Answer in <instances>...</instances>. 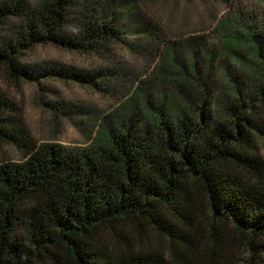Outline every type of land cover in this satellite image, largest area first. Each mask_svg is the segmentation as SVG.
Instances as JSON below:
<instances>
[{
    "label": "trees",
    "instance_id": "trees-1",
    "mask_svg": "<svg viewBox=\"0 0 264 264\" xmlns=\"http://www.w3.org/2000/svg\"><path fill=\"white\" fill-rule=\"evenodd\" d=\"M133 6L0 3V30L20 18L0 38V65L19 78L31 75L20 59L37 44L103 50L125 40L119 18ZM76 13L79 26L67 34ZM241 25L229 33L220 22L228 46L248 49L253 86L234 84L212 101L202 92L172 106L135 105L85 146L24 142L21 160L0 162V264H264V159L255 145L264 146V49ZM184 70L203 77L195 62ZM1 121L0 139L16 144Z\"/></svg>",
    "mask_w": 264,
    "mask_h": 264
},
{
    "label": "rangeland",
    "instance_id": "rangeland-1",
    "mask_svg": "<svg viewBox=\"0 0 264 264\" xmlns=\"http://www.w3.org/2000/svg\"><path fill=\"white\" fill-rule=\"evenodd\" d=\"M13 1L25 6L37 0L0 3ZM130 1L134 6L119 18L123 41L94 52L37 44L20 59L31 75L19 78L0 65V99L6 103L1 124L17 139L15 144L1 137L0 162L21 160L24 142L85 146L99 127L121 122L135 105V112L144 104L172 106L202 92L212 101L214 95L228 96L234 84L253 86L256 72L248 49L228 46L220 22L229 23V33L248 25L264 49V0ZM79 18L78 13L72 16L67 34L76 32ZM18 23L16 15L6 19L0 38L7 39ZM193 62L203 76L198 82L184 70ZM260 142L255 145L264 159ZM146 233V241L161 245L155 233Z\"/></svg>",
    "mask_w": 264,
    "mask_h": 264
}]
</instances>
